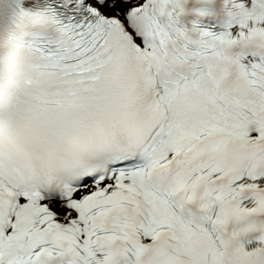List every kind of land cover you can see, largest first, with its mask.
<instances>
[{
	"label": "snow or ice",
	"instance_id": "1",
	"mask_svg": "<svg viewBox=\"0 0 264 264\" xmlns=\"http://www.w3.org/2000/svg\"><path fill=\"white\" fill-rule=\"evenodd\" d=\"M0 264H264V0H0Z\"/></svg>",
	"mask_w": 264,
	"mask_h": 264
}]
</instances>
